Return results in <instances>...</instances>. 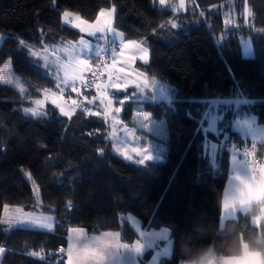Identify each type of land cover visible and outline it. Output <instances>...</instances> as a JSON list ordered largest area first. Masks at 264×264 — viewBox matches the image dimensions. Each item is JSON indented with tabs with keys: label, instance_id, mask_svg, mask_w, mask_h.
I'll use <instances>...</instances> for the list:
<instances>
[{
	"label": "trees",
	"instance_id": "obj_1",
	"mask_svg": "<svg viewBox=\"0 0 264 264\" xmlns=\"http://www.w3.org/2000/svg\"><path fill=\"white\" fill-rule=\"evenodd\" d=\"M153 1L0 0V35L5 36L0 71L10 63L24 89L0 83V264H65L73 228L95 235L116 231L133 243L138 236L126 215L145 230L171 231L173 253L160 264H194L209 252L224 258L245 251L261 252L264 264V243H254L264 241V219L259 226L253 222L259 205L221 225L230 140H241L232 129L238 110L221 108L218 135L205 129L203 119L211 100H243L244 111L264 126V0H217L213 9L189 6L178 14L154 7ZM231 1L240 15H229L226 25L222 6ZM111 8L113 28L127 41H143L149 51V62L136 68L169 90L170 100L150 96L121 102L132 89L117 95L127 126L134 127L135 104L163 124L166 149L160 159L143 164L120 157L111 142L94 135L98 116L84 109L70 118L51 104L43 118L24 111L45 89L58 90L54 68L29 49L42 53L82 39L63 23L65 11L93 23ZM173 23L178 26L172 28ZM246 39L254 46L252 58L242 54ZM211 142L218 146L215 157L207 150ZM6 207L51 215L54 230L8 228L2 219ZM163 245L148 250L141 263Z\"/></svg>",
	"mask_w": 264,
	"mask_h": 264
},
{
	"label": "crops",
	"instance_id": "obj_2",
	"mask_svg": "<svg viewBox=\"0 0 264 264\" xmlns=\"http://www.w3.org/2000/svg\"><path fill=\"white\" fill-rule=\"evenodd\" d=\"M185 1L186 5L184 6L183 2V8H185L186 11V9L189 8L188 3L191 1ZM154 2L157 3L160 8L167 7L172 10L173 7L181 2V0H165L163 5L160 3V0H154ZM113 9L114 8L105 10V12L107 13ZM181 12L184 11H180L179 13ZM114 14L115 11L111 17H108L107 15L101 16L99 14L98 18L93 23H100L101 25H104L106 21H110L113 27ZM79 32L82 33L81 31ZM116 33L119 34L121 32L116 30ZM82 35V38L91 43L94 48L97 44L101 46L102 40H97L96 37H90L85 33H82ZM99 35L101 34L97 33V36ZM107 35L111 38V40L115 39L119 42L120 49L115 58L112 59L110 63L104 68L101 82L103 84H110L113 82L120 83L122 86L121 89L124 90V92L132 89V96L137 94L140 96L142 89L143 91H146V88L144 87V81L145 79L148 80V78H146V76L136 68V65L145 64L142 59L143 52L141 51L142 48H146L145 43L143 41H135L136 43L134 44L130 43L131 41L125 40L124 34L123 38H120L119 35L113 37L111 33H108ZM80 41L81 39L76 43L66 44L63 46V48L75 45V48L79 49L82 47ZM125 45H127V47H125ZM242 54L246 58L254 57V46L250 39H246L242 42ZM81 57L82 56H80L79 59H81ZM85 57H88V59L94 61L97 59L94 52ZM149 60L150 55L148 51V62ZM52 67L54 66L52 65ZM77 74H79L78 71ZM124 80H126V82L122 83ZM148 81L150 84V79ZM130 83H133V85ZM149 84L147 87H149ZM69 86V84L66 86L67 91ZM135 86L138 87L137 90L135 89ZM73 87H76V85L70 86L71 91H68L66 95H68L70 98L75 96L77 99L76 96H78V91L73 92ZM140 87L141 90H139ZM145 94H150V91L146 92ZM123 101L124 100L121 99V102ZM245 103L246 102L243 100L209 101L208 108L203 118L205 120V129L214 133L215 135H218L220 133L218 131V120L220 119L219 112H221L220 110L223 106L231 105L234 111L238 110L236 113L237 116L234 119L232 125L233 131L236 132V134H238L243 141L258 144V146L264 150V126L258 123L256 116L250 112L244 111L243 105ZM217 148L218 146L216 142H211L208 144L207 150L212 157L216 156ZM234 157L235 159H233ZM237 174H239L241 179L245 180L246 182H251L253 188L252 192L245 195L238 191L241 185L240 182L234 178ZM254 205L260 206L258 216L253 220L254 224L259 226L260 222L264 219V165L262 167H256L250 160L242 156L239 150L232 149L230 174L227 179L222 198L221 225L223 226L227 219L234 218L239 212L249 210ZM124 218L128 221L138 236L137 240L133 243L124 242L122 240L121 234L116 231H107L102 234L95 235L89 234L85 229H82V234L73 233L70 229L69 237H72V239H69L68 248L70 244L73 245V264H82V261L76 259V257L83 252V249L81 248L78 241H84L87 244L89 255L103 253L107 250L104 259L94 261V264H142L141 260L145 253L162 242L164 245L161 247V249L154 253L147 264H160L162 259L170 258L172 256L173 241L170 239L171 231L168 228L145 230L142 227V222L134 216L126 215ZM54 227L55 221H53L52 230H54ZM117 233H119V236L116 235ZM137 241H139L141 245L139 251L133 247ZM123 244L129 245V247H120ZM68 248L66 249L63 258L65 264H69ZM194 264H263V256L261 252L245 251L241 256L220 258L217 257L213 252H209L201 262Z\"/></svg>",
	"mask_w": 264,
	"mask_h": 264
},
{
	"label": "rangeland",
	"instance_id": "obj_3",
	"mask_svg": "<svg viewBox=\"0 0 264 264\" xmlns=\"http://www.w3.org/2000/svg\"><path fill=\"white\" fill-rule=\"evenodd\" d=\"M191 2L188 3L189 6L195 7V9H200V8H209L213 9L215 5H218L217 0H190ZM184 6L186 5V1L183 0ZM232 2V1H231ZM237 2V1H236ZM234 2L231 4L223 5L224 13L226 15V25L230 23L229 20V15L234 14L236 16L235 18L238 19L240 15V11L236 12L235 10L232 9L233 6H231ZM153 6L154 7H160L157 3L153 1ZM181 2L177 4L175 7H173L172 11L175 12V14H178L180 11H185V8L180 6ZM234 8V7H233ZM237 8V7H236ZM234 8V9H236ZM247 8L244 6V19H246V14H247ZM77 15L73 14L71 17L68 18V22L65 23L64 17H63V23L65 25H68L74 29H77L78 31H81L82 33H85L88 35L90 31H94L96 26H100V23H89L84 21L79 17V20L77 19ZM236 22V21H235ZM238 24L241 22H237ZM76 25H79V27H76ZM83 29V31H82ZM4 35H0V46L4 40ZM93 37V36H90ZM109 42L111 41V38L108 37ZM103 45V47H102ZM105 41L102 40L101 43V48H104ZM73 46V45H72ZM75 46V45H74ZM71 46H67L65 48L58 47V48H53V49H47L48 51L40 53L38 56L44 62L46 65L52 67L54 66V70L56 71V74L60 77V79H56L57 84H60L61 87L58 88V90H50L49 93H46L45 91L43 92L42 97L34 99L33 104L31 105V108L38 109L39 111H43L45 107L48 104L54 105L58 109L60 107H63L66 112H69L70 115L66 117H72L77 110L84 109L87 115H93V116H98L96 120V124H94L93 128L96 127V130L93 131L94 135H96L99 138L106 139L107 141L111 142L113 144V149L114 152L119 155L120 157L128 160V161H137L146 154V151L149 152L151 159L149 160H154V159H160L161 156V151L166 149V146L164 145L163 141L165 140V131L163 128V124L159 121L154 120L151 118V115L144 110L143 105L135 104V107L133 108L134 111V121H133V126H127L121 119L122 115V107L121 105L117 104L116 101L117 99H121V97L117 96L120 94L119 92H124L122 89H116L112 85L115 83H108V84H103L101 82L102 80V75H103V70L104 68L110 63L112 59L115 58L116 54L118 53L120 49V44L118 41H116V44L112 46L115 49V55H112V50L107 57V60L104 62V68L102 69L101 72V80L100 82L93 88L92 93H94L93 96H90V94L86 97V101L81 99V94L83 90V85L86 82V76L87 72L90 70H87V68L84 65L77 64V71L78 75L83 76V82H81L79 79H77L74 83H69L70 86H75L78 91V96L77 99L75 96H72V98L68 97L66 93L68 91H71V88L69 86L68 91L66 90V86L63 83L64 79V70H59L57 72L56 65L53 63V61H56L57 58L61 62H65L67 60V52H65L66 48H70ZM102 54V53H101ZM47 57V60L44 59V57ZM87 59L88 61H92L88 59V57L82 56L80 60ZM94 63V62H93ZM50 64V65H49ZM7 65V67H6ZM84 68V69H83ZM83 69V70H82ZM82 70V71H81ZM71 74V70H70ZM56 75V77H57ZM0 77H3V79H0V83L10 85L14 88H16L18 91L21 93H24V89L21 87V79L18 75H16L12 68L10 63H6L3 69L0 71ZM147 78V76H146ZM4 80H11L12 83H5ZM119 80V79H118ZM149 80V79H148ZM126 82L124 80L122 83ZM133 85V83H130ZM136 84V83H135ZM98 85L100 87H98ZM131 86V85H129ZM145 87V85H144ZM61 88L64 89L63 92H61ZM122 88V87H121ZM146 91H142L141 95H133L131 97L125 96L123 100H130V99H135V100H146V99H152L153 100H170V95H169V90L167 87H163V85L159 82H155V84L151 87V82L149 84V87H145ZM135 89L137 90L138 87L135 86ZM114 90V91H113ZM141 90V87L140 89ZM150 91V95H146L145 93ZM145 92V93H144ZM52 93L55 95L53 96ZM77 94V93H75ZM116 94V96H115ZM151 96V97H150ZM55 99L56 103L53 104V100ZM39 100L42 101L43 104L41 106H38L35 102ZM152 100V101H153ZM73 101H76V105L73 104ZM109 101H111V104H109ZM77 105H79L77 107ZM119 109V111H117ZM143 113L149 114V118L147 120L143 119ZM95 122V121H94ZM146 134H150L153 137V141L150 137L146 136ZM227 138V136H225ZM144 141V142H142ZM148 161V160H147ZM21 209H12L10 207H6L4 209V214H3V223L5 220L12 219L15 217H21V218H27L25 214H28L25 211H18ZM35 216L39 217L41 214H34ZM46 216H51V215H46ZM54 220V217L51 216ZM8 228H31V229H37V230H44V231H50L47 229L43 228H38L33 225H20L13 223L11 227H9L8 224L4 223ZM53 231V230H52ZM3 252H0V261L2 258Z\"/></svg>",
	"mask_w": 264,
	"mask_h": 264
},
{
	"label": "snow or ice",
	"instance_id": "obj_4",
	"mask_svg": "<svg viewBox=\"0 0 264 264\" xmlns=\"http://www.w3.org/2000/svg\"><path fill=\"white\" fill-rule=\"evenodd\" d=\"M160 3L163 5L165 3V0H160ZM180 6L183 7V0H181ZM114 11H115V9L106 13L104 10H102L100 15L101 16L107 15L108 17H111L113 15ZM72 15H73V13H71V12H68V11L64 12L63 17L65 20V23L68 22V18L71 17ZM249 15H250V13H249ZM77 19L79 20V17H77ZM171 26H172V28H176L178 25L176 23H173ZM76 27H79V25H76ZM82 31H83V29H82ZM97 33H100L101 35L97 36ZM108 33H111L113 35V37L119 35L120 38H123V33L117 34L116 30L112 27V24L110 21H106L104 25L96 26L95 30L90 31L88 33V35L96 37L97 40H104L106 44L110 43V45L114 46L116 44V40L112 39L109 42L108 35H107ZM130 43L134 44L136 42L131 41ZM80 44L82 47L79 49L75 48V46H71L70 48L65 49V52H67V60L65 62H61L59 60V58H57L56 61H53V63L56 65L57 72L61 69L64 70L63 83L65 85H68L70 82L74 83L77 79H79L81 82H83V76L77 74L76 65L81 64V65H84L85 67H87L88 66V60L87 59L80 60L79 59L80 56H89L90 54H92L94 52L95 57H100L102 52L107 51V49L101 48V46L99 44H97L94 48L91 43L84 40L83 38L81 39ZM125 47H127V45H125ZM45 51H47V49H45ZM141 51L143 52V56H142L143 62L145 64H147L148 63V49L142 48ZM29 52L31 53L32 56L38 57L40 55L39 52L32 51L31 49H29ZM112 55L113 56L115 55L114 47L112 48ZM44 59L47 60V57L45 56ZM6 67H7V65H6ZM70 70H71V74H70ZM0 79H3V77H0ZM57 79L58 80L60 79V77L58 75H57ZM4 82L5 83H12L11 80H4ZM155 82H156L155 77H152L151 87L155 84ZM144 84H145V87H147L149 84V81L147 79H145ZM112 86L115 87L116 89H121V87H122L120 83H114ZM57 87L60 88V84H57ZM98 87H100V86L98 85ZM60 90H61V92L64 91L63 88H61ZM72 91L75 92V91H77V89L75 87H73ZM141 91H143V89ZM45 92L49 93L50 90L45 89ZM52 95L54 96L55 94L52 93ZM35 103L38 106H41L43 104V102L39 101V100H37ZM55 103H56V101L54 99L53 104H55ZM73 104L76 105V101H73ZM109 104H111V101H109ZM78 106L79 105H77V107ZM24 111L26 113H30L34 117L40 116L41 118H43V116L48 115L47 112H42V111H39L38 109H35V108H26ZM59 111L63 116H69L70 115V113L66 112L63 107H60ZM117 111H119V109H117ZM142 115H143L144 120H147L149 118V114H147V113H143ZM149 159H151V156H150L149 152L146 151V154L143 156V158L137 160L136 162L143 164ZM233 159H235V157ZM234 178H235V180L240 182L241 187L238 189L239 192L247 195L253 191L251 182H246L245 180L241 179V176L239 174H237ZM18 211H21V210H18ZM25 215L27 217L26 219L21 218V217H15L12 219L5 220L4 223L8 224L9 227H11L13 225V223H16V224H20V225H29L30 224V225H33V226L38 227V228L52 230L53 218L51 216L41 215V216L37 217L33 213H28ZM71 231L73 233H81V234L83 233L82 229L74 228V229H71ZM116 235L119 236V233H117ZM69 239L71 240L72 237H69ZM78 243L80 244L81 248L83 249V252L81 254H79L76 257V259L79 261H82V264H94V261L104 259V256H105V253L107 250L104 251L103 253H96L93 255H89L87 244L84 241H78ZM120 247L127 248V247H129V245L123 244ZM133 247L137 251H139L141 248L139 241H137L136 244L133 245ZM3 251H4L3 248H0V252H3ZM33 255L39 256L40 253H33ZM68 256H69V264H73V245L72 244L69 245Z\"/></svg>",
	"mask_w": 264,
	"mask_h": 264
},
{
	"label": "built area",
	"instance_id": "obj_5",
	"mask_svg": "<svg viewBox=\"0 0 264 264\" xmlns=\"http://www.w3.org/2000/svg\"><path fill=\"white\" fill-rule=\"evenodd\" d=\"M112 46L110 43L104 45V48L107 49V51L102 52L101 56L98 57V61L93 63L92 61H88V66L86 67L87 70V76H86V82L83 85V90L81 94V99L86 101V97L92 92L93 88L100 82L101 80V72L104 68V62L107 60V57L109 56ZM103 47V45H102ZM228 136V135H225ZM225 137L223 139V142H225ZM230 145L232 149L239 150L246 159L250 160L252 164L256 167H262L264 165V150H261L260 146L258 144H253L247 141H243L242 139L236 140L231 139Z\"/></svg>",
	"mask_w": 264,
	"mask_h": 264
},
{
	"label": "clouds",
	"instance_id": "obj_6",
	"mask_svg": "<svg viewBox=\"0 0 264 264\" xmlns=\"http://www.w3.org/2000/svg\"><path fill=\"white\" fill-rule=\"evenodd\" d=\"M254 243L257 244V245H259V244H261V243H264V241H262L260 238H256V239L254 240Z\"/></svg>",
	"mask_w": 264,
	"mask_h": 264
}]
</instances>
